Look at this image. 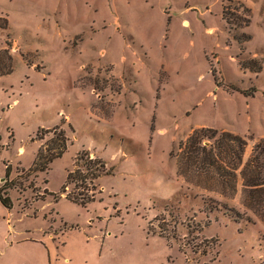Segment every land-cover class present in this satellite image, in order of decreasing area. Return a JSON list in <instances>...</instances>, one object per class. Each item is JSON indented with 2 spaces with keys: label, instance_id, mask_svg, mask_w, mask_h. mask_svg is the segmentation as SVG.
<instances>
[{
  "label": "rangeland",
  "instance_id": "rangeland-1",
  "mask_svg": "<svg viewBox=\"0 0 264 264\" xmlns=\"http://www.w3.org/2000/svg\"><path fill=\"white\" fill-rule=\"evenodd\" d=\"M3 48L0 187L9 174L15 188L0 264H264L242 174L264 161V0H0V72ZM56 125L67 150L29 171ZM204 126L220 170L178 172L181 143ZM83 151L106 171L76 187Z\"/></svg>",
  "mask_w": 264,
  "mask_h": 264
},
{
  "label": "trees",
  "instance_id": "trees-1",
  "mask_svg": "<svg viewBox=\"0 0 264 264\" xmlns=\"http://www.w3.org/2000/svg\"><path fill=\"white\" fill-rule=\"evenodd\" d=\"M3 26V25H1ZM4 53L6 55L9 54L8 49H4ZM9 63L6 65L5 71L0 72V76L4 73L9 74L12 71V56H7ZM250 63H254V61H250ZM248 67V65L246 66ZM250 68V67H248ZM252 69V68H250ZM257 69V68H256ZM257 69L256 71H258ZM230 88L234 91H239L236 89L235 86H230ZM253 96V94L251 95ZM50 132V130H47ZM53 137L49 140V142H45L42 144L36 154V159L33 163V165L29 168V171L31 172H46L49 170L50 164L57 158L62 157L64 152L67 150L68 147V141L69 138L67 137L66 131L61 128L60 126H55L53 130ZM211 132V134H208ZM222 136L228 137L232 140H238L243 142V144H246L242 138H240L237 135H234L231 132L223 131L221 132ZM218 131L213 128H198L195 129L185 140V142L181 143L180 148L181 150L184 148L187 152V156L185 157L184 154L182 156H179L178 159V172H180L184 165L186 164H197V163H208L209 167L215 168L216 170H220V166L218 165L217 161L215 160L214 154L211 150H208L206 147V141L208 140H215L217 138ZM39 137V133L37 134ZM36 139V138H34ZM40 140H43L44 137H39ZM50 144V145H49ZM183 153V151H181ZM84 160V164L79 166V162L81 160ZM185 159L184 162L182 160ZM85 169H83V168ZM9 170V166H8ZM24 170H22L23 172ZM106 171V164L105 162L100 158H91V155L88 151H83L82 153L78 154V156L75 159L74 162V168L71 169L68 172L67 177V183H73L74 186H78L77 182H81V185L87 182H90L92 184L93 180L98 179L102 173ZM183 172V170H182ZM185 172V171H184ZM198 172V171H197ZM243 178H244V187L246 189V199L248 202H246V206L248 210L261 220L264 224V161L261 160V157L255 158V156H251L247 162L244 165V168L242 170ZM19 177V175L17 176ZM220 181L222 183H228L227 176L223 173L219 175ZM224 180V181H223ZM9 174H7V179L5 181V184L0 187V200L4 206H6L9 209H12L13 203L9 196V190L14 189L15 186H13V180L10 181L12 185H9L8 182ZM80 185V186H81ZM67 185L64 186L63 191H61L60 194H63L67 190ZM48 193V189L45 191ZM95 195V193H92L90 197H87L83 193L75 194V192L70 193L67 195L68 198H72L75 201H77L78 198H84V200L90 199ZM213 206L211 205L209 207V210L214 211L215 209L218 211L220 207L228 209L226 204L220 202L219 200L212 199ZM229 211H234L233 208L228 209ZM237 215H241L238 212H236ZM245 215V214H243ZM238 216V218H235L236 221L242 220L246 217V220H250L249 216Z\"/></svg>",
  "mask_w": 264,
  "mask_h": 264
},
{
  "label": "crops",
  "instance_id": "crops-1",
  "mask_svg": "<svg viewBox=\"0 0 264 264\" xmlns=\"http://www.w3.org/2000/svg\"><path fill=\"white\" fill-rule=\"evenodd\" d=\"M249 40H251V37L250 36H245L244 38H240V39H238L237 40V44H240V46L242 47L243 45H249V43H248V41ZM232 44H234L233 42H232ZM231 43H230V45H232ZM241 47H240V51H242L241 50ZM4 49V48H3ZM5 49H8V48H5ZM104 51V50H103ZM103 51H102V54H103ZM247 52V51H246ZM215 57H217V56H215ZM241 57V55L239 54V57L237 58V59H239ZM257 57L255 56V57H253V58H251L250 60L251 61H254L255 62V59H256ZM12 60H13V56H12ZM249 60V61H250ZM90 62V61H89ZM91 62H94V63H101V62H103V61H98V62H96V61H93V60H91ZM110 62V61H109ZM248 62V61H247ZM88 63V62H87ZM112 63V62H111ZM113 64V63H112ZM239 66L242 68V69H246V70H249V68L248 67H246L247 66V64H246V62H239ZM115 70V69H114ZM251 71H253V72H255V73H259L260 71H262L263 69H260V70H258V71H256V69H250ZM211 73H212V76H213V78H214V80H215V83L217 84L218 82H217V78H216V75H215V71H214V69H213V67L211 68ZM219 87V86H218ZM57 126V125H56ZM202 128H208V127H206V126H204V127H202ZM215 128V127H214ZM213 128V129H214ZM198 129V128H197ZM225 130H227V129H225ZM228 132H231V133H236V132H233V131H230V130H227ZM236 134H239V133H236ZM241 135V134H240ZM21 150H23V148H21ZM7 210H12V209H9V208H7L6 206H4L3 204H2V202H1V200H0V221H4V220H6V224H7V222L9 221V213H8V211ZM5 223V222H4ZM1 224H3V222L2 223H0V225Z\"/></svg>",
  "mask_w": 264,
  "mask_h": 264
}]
</instances>
